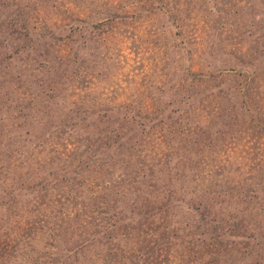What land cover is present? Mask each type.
<instances>
[{
    "label": "trees",
    "instance_id": "trees-1",
    "mask_svg": "<svg viewBox=\"0 0 264 264\" xmlns=\"http://www.w3.org/2000/svg\"><path fill=\"white\" fill-rule=\"evenodd\" d=\"M259 3L236 5L229 67L188 77L220 85L212 115L155 113L153 95L97 115L70 101V55L15 69L53 39L34 29L40 2L0 0V264H264Z\"/></svg>",
    "mask_w": 264,
    "mask_h": 264
},
{
    "label": "rangeland",
    "instance_id": "rangeland-1",
    "mask_svg": "<svg viewBox=\"0 0 264 264\" xmlns=\"http://www.w3.org/2000/svg\"><path fill=\"white\" fill-rule=\"evenodd\" d=\"M38 2L46 10L37 14L34 29L53 40L29 63H14L18 72L25 65L31 75L47 71L56 53L70 55L76 74L70 101L88 96L95 105H121L150 102L153 95L161 110L155 113L212 115L209 89L220 85L198 83L194 89L188 77L229 67L226 53L235 49L236 34L228 25L236 20V5L248 0H32V5ZM227 38L231 42L224 46ZM239 44L245 52L248 45ZM96 107L95 114L105 113ZM116 114L123 115L108 112Z\"/></svg>",
    "mask_w": 264,
    "mask_h": 264
}]
</instances>
